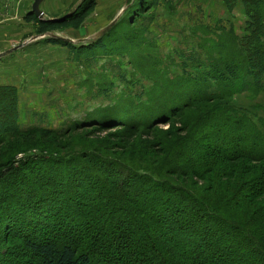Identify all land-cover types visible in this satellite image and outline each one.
<instances>
[{"label": "trees", "instance_id": "obj_1", "mask_svg": "<svg viewBox=\"0 0 264 264\" xmlns=\"http://www.w3.org/2000/svg\"><path fill=\"white\" fill-rule=\"evenodd\" d=\"M239 1L249 17L246 35H234L233 46L219 58L207 52L208 70L189 77L191 89L169 106L170 118L207 106L189 134L177 137L184 155L169 169L97 150L18 159L36 136L58 133L22 130L17 89L0 86V145L8 143L0 158V206L16 198L3 190L7 178L18 187L16 206L37 200L23 192L28 186L41 182V191L46 185L49 193L41 196L47 209L38 205L21 217L34 221L27 223L37 240L26 237L22 246L36 264H264V117L232 104L237 93L264 95V0H226L231 10ZM96 7V0H82L69 16L71 10L56 20L33 12L26 18L39 34L80 29ZM257 107L264 110V101ZM163 115L159 111L141 124L149 127ZM110 122L143 126L116 114ZM165 144L167 150L170 140ZM198 179L208 183L199 185ZM13 221L9 217L4 227L16 228ZM5 237L10 244L13 238ZM9 251L0 248V262Z\"/></svg>", "mask_w": 264, "mask_h": 264}, {"label": "rangeland", "instance_id": "obj_2", "mask_svg": "<svg viewBox=\"0 0 264 264\" xmlns=\"http://www.w3.org/2000/svg\"><path fill=\"white\" fill-rule=\"evenodd\" d=\"M81 1L43 0L41 9L46 19H58ZM96 1L95 11L80 29L55 31L75 41L67 45L50 36L33 39L40 34L35 21L26 16L35 0H0V53L14 50L0 58V86L17 89L22 130L58 133L50 138L36 136L17 158L30 154L64 157L97 150L154 169H169L184 155L177 137H186L189 125L207 111L200 104L184 116L170 118L169 106L180 103L191 89L189 77L208 70V53L219 58L233 46L234 35H246L247 9L239 1L231 10L226 0ZM114 20L110 34L95 38ZM103 38L101 45L98 41ZM263 101L262 94L244 92L235 94L232 104L264 117V110L257 107ZM159 111L163 118L149 127L143 125ZM115 114L141 121L143 126L110 122ZM100 118L107 123L100 124ZM169 140L171 146L166 150ZM7 144L0 145V158ZM197 181L203 186L208 183ZM13 182L7 178L3 185L9 199L16 198L4 202L5 209L0 206V248L10 250L0 264H36L22 246L26 237L37 240L35 228L28 224L34 221L23 223L21 217L36 212L47 201L41 196L49 193L46 185L42 193L41 182L37 188L28 186L23 192L37 200L16 206L19 191ZM9 217L17 223L12 230L10 224L4 227ZM6 234L13 238L10 244L4 243Z\"/></svg>", "mask_w": 264, "mask_h": 264}, {"label": "water", "instance_id": "obj_3", "mask_svg": "<svg viewBox=\"0 0 264 264\" xmlns=\"http://www.w3.org/2000/svg\"><path fill=\"white\" fill-rule=\"evenodd\" d=\"M42 2H43V0H35L34 4L32 6V12L35 14V16L38 19L45 20L46 19L45 13L41 9V3ZM74 9L75 8H73L66 16L71 15V13H72V11ZM46 20H56V19H46ZM116 22H117V20H114L111 24H109L108 26H106L105 28H103L101 31H99V33H97L95 35V38H98L99 39L101 36H103L105 33H107L109 30H111V28L116 24ZM45 36H50V37L57 38V39H61V40H65V41H68V42H75L73 39H70V38H67V37H62V36L56 34L55 32H48V33H45V34H40L39 36H37V37H35L33 39H37V38L45 37ZM24 45L25 44L16 46L15 47V50L17 48L23 47ZM12 51H14V50H10V51H7V52L0 53V58L6 56L8 54H10Z\"/></svg>", "mask_w": 264, "mask_h": 264}]
</instances>
